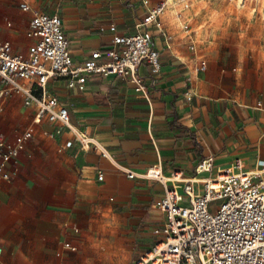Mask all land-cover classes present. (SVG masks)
Returning <instances> with one entry per match:
<instances>
[{
  "label": "crops",
  "instance_id": "obj_1",
  "mask_svg": "<svg viewBox=\"0 0 264 264\" xmlns=\"http://www.w3.org/2000/svg\"><path fill=\"white\" fill-rule=\"evenodd\" d=\"M163 1L0 0V41L27 55L35 42L26 36L32 15L19 7L27 2L61 18L73 60L82 63L111 48L115 34L135 33ZM172 19L165 13L164 32H150L162 71L140 68L148 96L117 76L89 77L84 90L69 89L65 78L50 80L48 89L68 108L71 122L82 123L109 158L95 148L82 152L68 130L53 137L45 134L54 131L50 124L37 127L8 164L11 179L0 177V264H134L159 240L154 230L165 215L154 205L165 189L128 178L122 167L143 174L161 164L165 176L191 178L206 159L214 174L238 160L245 171L264 162V64L223 70L204 59L207 69L196 72L197 45L182 38ZM32 124L21 97L4 103L0 137L14 141Z\"/></svg>",
  "mask_w": 264,
  "mask_h": 264
},
{
  "label": "built area",
  "instance_id": "obj_2",
  "mask_svg": "<svg viewBox=\"0 0 264 264\" xmlns=\"http://www.w3.org/2000/svg\"><path fill=\"white\" fill-rule=\"evenodd\" d=\"M142 3L148 6L149 0ZM19 7L32 15L26 36L35 42L23 55L14 53L10 42L0 41V113L4 103L16 95L22 98L24 107L32 110L33 124L14 141L0 137V177L11 179L8 164L19 157L37 127L44 123L54 128L46 135L57 137L68 130L82 152L95 148L102 157L109 158L106 148L82 123L71 122L68 108L50 93L48 84L52 79L65 78L69 89L84 90L89 77L117 76L133 84L137 93L148 96L146 79L139 70L148 65L151 75L162 71L161 52L150 32H164L162 17L168 0L150 8L136 25L135 33L115 34L111 48L93 52L82 63L73 60L59 16L35 10L27 2ZM110 30L115 33L116 27ZM190 50L196 53L193 42ZM206 69L207 62L201 59L195 71ZM121 171L130 179L160 182L165 189L163 198L154 205L165 215L164 223L154 230L159 240L134 264H264V162L253 171H245L238 160L214 174L212 160L206 159L191 178L181 172L165 176L161 164L143 174L123 167ZM202 173L209 175L198 178ZM103 178L100 172L98 180ZM66 247L71 248L70 244Z\"/></svg>",
  "mask_w": 264,
  "mask_h": 264
},
{
  "label": "rangeland",
  "instance_id": "obj_3",
  "mask_svg": "<svg viewBox=\"0 0 264 264\" xmlns=\"http://www.w3.org/2000/svg\"><path fill=\"white\" fill-rule=\"evenodd\" d=\"M178 1L168 0L165 13L199 58L223 70L264 64V0Z\"/></svg>",
  "mask_w": 264,
  "mask_h": 264
},
{
  "label": "bare ground",
  "instance_id": "obj_4",
  "mask_svg": "<svg viewBox=\"0 0 264 264\" xmlns=\"http://www.w3.org/2000/svg\"><path fill=\"white\" fill-rule=\"evenodd\" d=\"M170 1L174 2V0H170Z\"/></svg>",
  "mask_w": 264,
  "mask_h": 264
}]
</instances>
